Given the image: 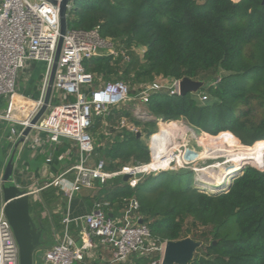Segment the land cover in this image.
Here are the masks:
<instances>
[{"label":"trees","instance_id":"16d2710c","mask_svg":"<svg viewBox=\"0 0 264 264\" xmlns=\"http://www.w3.org/2000/svg\"><path fill=\"white\" fill-rule=\"evenodd\" d=\"M67 19L68 30L99 28L103 38L144 48L138 78L212 81L200 91L210 98L205 104L196 94L153 93L147 105L153 116L185 120L195 130L227 135L247 148L264 146V0H73ZM117 67L111 57L85 63L88 72L106 81ZM122 116L140 124L123 109L109 121L114 125ZM101 125L99 118L92 130L99 143L106 140L97 134ZM110 132L113 143L106 140L101 157L107 170L132 159L150 161L137 134L125 131L121 138L114 129ZM250 167L219 196L185 184L186 175L170 173L155 176L156 187L145 188L141 199L137 192L142 183L105 189L103 194L120 207L123 199L135 197L159 242L188 238L193 231L185 228L184 220L191 218L192 228L202 230L192 239L203 247L190 264H264V165ZM134 264L151 260L134 258Z\"/></svg>","mask_w":264,"mask_h":264},{"label":"built area","instance_id":"2783aa9c","mask_svg":"<svg viewBox=\"0 0 264 264\" xmlns=\"http://www.w3.org/2000/svg\"><path fill=\"white\" fill-rule=\"evenodd\" d=\"M61 2L62 0H0V99L17 96L20 74L30 63H42L45 66L41 98L28 120L20 122L23 130L18 139L20 141L24 138V142L20 144V153L25 149L34 150L38 146H44L45 143L58 144L62 138L75 142L79 150L77 162L45 188L56 185L71 202L84 189L105 187L113 179L123 181L124 177L129 176L126 184L135 188L148 175L157 176L170 171L174 165L181 166L177 155L186 152L185 148H188L184 144L182 132L174 135L176 140L173 138L172 141L177 145L172 146L171 139L154 145L155 135H152L147 145L150 154L148 163L123 165L111 171L107 170L105 160L97 155L100 145H106L98 144L92 131L97 119H102L103 136L106 140L110 139L111 143L112 129L121 138H124L125 131L142 134L140 125L125 116L118 119L116 126L110 123L109 118L120 109L129 110L135 106V118L144 119L140 109L147 107L152 94L166 91L171 96H181L182 81L171 80L169 86L146 85L133 92L129 83L124 80L106 81L102 75L88 72L85 63L95 58L111 57L113 65L130 64V52L140 50L127 47L117 39L103 38L99 28L67 31L53 87L52 100L56 96L57 105L53 106L51 100L41 121L33 126L27 137H23L25 128L44 104L61 38ZM72 8L73 0L68 5V13ZM144 53L142 51V55ZM196 95L202 104L210 100L205 93L199 92ZM16 113L18 110L13 108L12 117ZM147 115L153 117L150 113H145L144 116ZM161 120H157L159 126L172 122ZM34 132L45 133L47 137H34ZM169 156L173 157L170 164L166 162L170 160ZM59 159L63 160V157ZM52 160L50 156L47 163ZM139 174L141 177H137ZM25 191L34 201L40 202L36 197L37 190L29 188ZM110 210V203L97 201L93 211L88 214L72 217L69 211L63 219L62 233L55 235L54 245L37 251L40 264H80L84 262L86 254L92 253L97 245L111 252V258L103 264H134V258H148L151 264H162L168 241L159 242L152 237L140 212L138 200L135 197L123 199V208L118 217H113ZM73 227L77 230L76 236L72 232ZM0 264H20L19 246L4 214V207L0 212Z\"/></svg>","mask_w":264,"mask_h":264},{"label":"crops","instance_id":"0c3cea01","mask_svg":"<svg viewBox=\"0 0 264 264\" xmlns=\"http://www.w3.org/2000/svg\"><path fill=\"white\" fill-rule=\"evenodd\" d=\"M233 1L237 3L240 0ZM44 73V64L30 63L20 74L17 85V96L11 99H0V212L5 206L2 193L3 176L13 151L19 143L18 138L23 130L20 122L28 120L41 98ZM53 97V106H55L57 105V98L56 96ZM13 108L18 110V113L14 117H12ZM103 128L104 126L101 125L102 130ZM34 137L45 139L47 135L45 133L34 132ZM43 145L38 146L34 150L25 149L22 153H20L21 145L18 147L14 159L13 180L14 184L23 190H29V188L37 190L36 197L40 199L39 204H41V208L44 210L51 209L49 215L51 233L55 235L62 233L63 219L69 211L72 217L88 214L93 211L94 204L97 201L110 203V211L113 217L120 215L123 205L120 207V203L118 202L112 204L106 194H103V191L127 185L124 180L113 179L105 187L96 186L94 189H84L82 192L76 194L71 202H69L56 185L45 188L46 185L51 184L53 180L77 162L79 150L75 142L66 138H62L58 144L45 143ZM50 156H52L53 160L47 163V159ZM60 157H63V160L59 159ZM64 157L67 158L64 159ZM70 178L71 176H69ZM116 180L118 181L117 184L113 182ZM52 219L53 221H51ZM37 225L39 226L41 223L38 222ZM60 228L61 230H58ZM72 232L76 236V228L73 227ZM110 258L111 252L97 245L92 253L86 254L84 262L80 264H103L104 261Z\"/></svg>","mask_w":264,"mask_h":264},{"label":"water","instance_id":"95a60500","mask_svg":"<svg viewBox=\"0 0 264 264\" xmlns=\"http://www.w3.org/2000/svg\"><path fill=\"white\" fill-rule=\"evenodd\" d=\"M71 1L72 0H62L60 4L61 38L44 99V104L38 114L30 122V125L25 128L23 137H27L32 132L33 126L37 125L41 121L50 107L63 40L68 31V5ZM205 85L206 81L185 78L180 84L181 96H185L187 94H198L205 87ZM161 121L163 122L164 120L162 119ZM140 137L141 134H138V138ZM23 142L24 138H22L17 144L3 176L2 193L5 202L4 214L13 229L19 246L20 264H35L34 258L36 252L42 245L44 227L42 225L38 226L31 215V202L29 195L25 190H22L15 185L13 180L15 164L14 159L18 147ZM246 168L248 167H243L238 171L230 172L225 182L221 185L214 187L204 186L203 188L200 187V190L205 192H207V190H212L213 193H210L211 196L226 194L231 190L234 181L244 174ZM137 177H141V175L139 174ZM129 179V176L124 177L125 182ZM202 247V242L195 241L192 238H186L179 241H168L166 243V250L162 264H190L195 259L196 252Z\"/></svg>","mask_w":264,"mask_h":264},{"label":"rangeland","instance_id":"374dc122","mask_svg":"<svg viewBox=\"0 0 264 264\" xmlns=\"http://www.w3.org/2000/svg\"><path fill=\"white\" fill-rule=\"evenodd\" d=\"M134 48H136V47H134ZM142 51H145V49L140 48V50L135 49L134 52H132V53L130 52L131 63L130 64H124V63L119 64V67L116 68L117 71L112 76L111 80L121 79V80L126 81L131 86V89L133 90V92H137L143 86H146V85H149V86H157V85L169 86V85H171L172 79L167 78V77H162V76H152V77H142V78L137 77L139 68L144 64ZM210 82H212V81L206 80V85H208ZM131 108L132 109H129L127 111H130L131 117L133 119H137V121L140 123L139 128L143 132L141 134V137H140L141 138L140 143L143 146L147 147L149 139L152 135H155L153 138V141H154L153 144L155 145L156 142H163L165 139H168V140L171 139V141H172L173 138H176V136H174L176 134L175 133L176 129H180L183 131L186 128H188L189 130H191V132H193V134H191V135H190V133L188 134L187 139H188L189 143L185 142V140H184V144L187 146H189V145L195 146L197 141H202V140L209 141L212 143H220L225 139L232 140L235 145H241L240 144L241 142L239 143L236 140L231 139L227 135H220L219 134L220 136L219 135L213 136V135L206 134L203 131L195 130L185 120H179L176 122L173 121L171 123L162 124L159 126V122L157 121L159 119L157 117H155V116L148 117V115L144 116L145 113L149 114L147 107H144V108L141 107V109H140L141 114L143 116L142 118H144V119L135 118L133 111L136 108H135V106H133ZM149 122H155V125L149 126L148 125ZM114 124H115V126L117 125L116 120H115ZM160 128H161V132L159 133ZM97 134H103V130L100 128L97 131ZM98 137H96L97 140H98ZM101 143L106 144V140H103L100 143L98 142V144H101ZM100 146L101 147L99 149H97L96 152H97V155L99 157H103L102 149L104 147L102 145H100ZM170 146H172V145H170ZM257 148H263L264 149V146H259ZM187 149L188 148H185L186 152H187ZM182 151H184V149ZM165 152H166V150H165ZM186 152L181 153L180 155H177V161L179 163H181V166H175L174 165L170 171L164 172V173L186 175L188 177V181L185 184L190 182L192 188L201 189L200 188L201 185H199V183H198V178H197L198 175H197L196 170L199 167L206 165V163L208 164L211 159H206L205 157H201V156L200 157L190 156V155L185 154ZM169 159L170 160H167L166 162L170 164V162L173 161V157L169 156ZM148 162L137 161L135 159H132L129 163H125L124 165H131V164L135 165L138 163H148ZM166 165L168 167L170 166L168 164H166ZM249 168H254V167H249ZM161 174H163V173H161ZM158 175H160V174H157V176ZM154 177L155 176H153V175H148V176L144 177L139 182V183H142V186L138 189V192H137L138 199H141V197L143 195L142 192L145 190V188L151 189V188L156 187ZM113 182H115V184H117L118 181L116 180ZM202 192H205V191H202ZM206 193L210 194L213 192H212V190L211 191L207 190ZM49 201H51V200H49ZM30 202H31V207H30L31 215H32L34 221L36 223L40 222L42 226H45V230H44L43 235H42V245L39 249H45V248L51 247L56 242L55 234L51 233L52 231L50 230L49 215H50L51 209L50 208H48L47 210L42 209L41 204H39V202H37V201H34L33 197L30 198ZM51 221H53V219ZM192 224L193 223H192L191 218H189V219L186 218L184 220L185 228L188 227L193 231L192 234H190L188 238H192L193 236L195 237L196 234L200 235V232H202L201 229L197 230V231L194 230L195 228H192ZM58 230H61V228ZM57 233H59V232H57ZM36 254H37V252H36ZM36 254H35L34 261L37 260L36 263L40 264V261L38 260V254L37 255ZM75 264H77V263H75Z\"/></svg>","mask_w":264,"mask_h":264},{"label":"bare ground","instance_id":"6f19581e","mask_svg":"<svg viewBox=\"0 0 264 264\" xmlns=\"http://www.w3.org/2000/svg\"><path fill=\"white\" fill-rule=\"evenodd\" d=\"M177 132H182L183 139L189 143L187 137L189 133L190 135L193 134L191 130L188 128L183 131L176 129L175 133ZM174 139L176 140V138ZM167 140L165 139L164 141ZM173 144L177 145L176 142L173 143L171 141L170 145ZM185 154L211 159L208 164L206 163V165L196 170L198 183L201 185L200 187L221 185L225 182L230 172L238 171L243 167H260L264 165L263 148H247L241 145H235L230 139H225L220 143H212L205 140L197 141L195 146H188Z\"/></svg>","mask_w":264,"mask_h":264}]
</instances>
